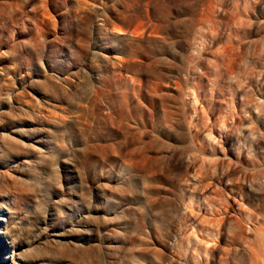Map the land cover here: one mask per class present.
I'll list each match as a JSON object with an SVG mask.
<instances>
[{
	"label": "bare ground",
	"instance_id": "bare-ground-1",
	"mask_svg": "<svg viewBox=\"0 0 264 264\" xmlns=\"http://www.w3.org/2000/svg\"><path fill=\"white\" fill-rule=\"evenodd\" d=\"M103 20H96L97 27H108L101 24ZM110 32L106 30L96 36L89 59L72 69L58 66V62L50 61L53 58L50 56L47 58L48 71L37 63L39 70L34 74L33 96L14 89L15 76L12 77L10 71L0 73V122L5 117L10 126L0 135V164H13L8 170L0 171V264H223L228 259L226 247L223 251L213 242L210 245L213 225L209 230L210 227L198 224L202 218L199 216L194 217L191 228H179L180 239L174 236L176 242L172 246L163 243L165 250L159 246L161 235L167 238L171 235L169 238L172 239L176 232L174 224H158L164 217L165 204V207L171 205L167 200L174 194L176 218L185 202L179 192H172L163 183V165L181 147H186L188 154L192 153L195 134L192 116L195 112L190 115V106L185 99L189 98L188 94L184 98L186 88L175 87L180 84L179 80L178 84L175 80L174 86L168 79L163 83L153 80L146 84L134 77L135 73L128 71L119 60V55H131L122 46L130 38L117 37ZM109 55H113V59L118 57L120 62L111 61ZM137 55L136 59L131 56L133 62ZM185 68L189 71L187 66ZM176 115L181 117L178 127L174 125L175 119L179 118ZM199 151L195 153L197 156ZM193 153L192 157H195ZM189 158L191 162V156ZM79 159L94 177L92 191L88 190L93 200L89 207L77 197L66 180L67 171L68 175L75 176L74 161ZM64 180L70 203L53 202L51 209L56 211L57 224L43 221L39 227L37 225L32 237L33 248H25L21 242V228L15 231L12 224L19 207L28 198L42 194L64 195L61 184ZM194 181H189L192 183L184 190H189ZM192 197H188L189 204ZM205 197L202 195L201 200ZM206 201L204 204H210L212 208ZM194 204H185V207ZM214 206L208 211L210 218L220 215ZM122 208L139 210L141 224L132 221L121 224L119 210ZM257 215V223L249 227L245 224L246 230L240 229L242 226L237 229L230 220L217 228L220 231L214 227L220 240H230L236 249L239 247L242 264H264V209ZM171 229H174L172 233Z\"/></svg>",
	"mask_w": 264,
	"mask_h": 264
},
{
	"label": "rangeland",
	"instance_id": "rangeland-1",
	"mask_svg": "<svg viewBox=\"0 0 264 264\" xmlns=\"http://www.w3.org/2000/svg\"><path fill=\"white\" fill-rule=\"evenodd\" d=\"M100 18L105 20L101 24L108 27H97L96 20ZM106 30H112L113 34L110 33L114 36L133 40L130 45L129 39L125 45L122 43L131 55H119L128 71L135 73L133 76L146 84L153 80L154 83H163L168 79L175 86V80L176 84L180 81L175 87L182 86L180 90L186 88L183 95L185 92V98L188 94L189 98L185 99L190 106V115L195 112L192 130L195 133L193 141L197 143L193 142L192 153L196 156L192 157V153L186 152V147H181L163 165V183L172 192H179L185 202L176 218L174 194L167 200L171 205L169 203L168 208L165 204L162 209L164 217L158 224H174L177 233L172 234V239L169 238L171 235L168 238L161 235L159 246L163 250L165 244L172 246L176 242L174 236L180 239L179 228H191L192 220L199 216L202 218L198 224L210 227L209 230L213 225L210 245L213 242L222 250L226 247L228 259L223 264H242L239 247L236 249L230 240H220L219 232L215 231L221 228V224L228 223L227 220L232 221L237 229L242 226L240 229L246 230L257 223L256 216L264 209V0H0V73L10 71V75L15 76L14 89L33 96L34 74L39 70L37 63L48 71L47 58L50 56L53 57L50 61L58 62V66L61 64L64 69H72L89 59L95 48L96 36H101ZM135 55L141 63L131 60ZM166 56L171 60L165 59ZM109 57L113 62L115 59L120 62L118 57ZM183 73L187 78L182 76ZM176 116L179 117L174 118L177 125L173 122L178 127L181 117ZM7 128L10 126L4 117L0 122V135ZM195 150L199 151L198 156ZM79 161H74L75 176L68 175L67 171L66 180L77 197L89 207L93 200L88 190L92 191L94 177ZM12 165L0 164V171L8 170ZM189 181H194L195 186L193 182L190 186L194 188L185 191L186 186L192 183ZM61 184L64 195L42 194L28 198L19 207L12 224L15 231L21 228V242L25 248H33L32 237L37 225L39 227L43 221L45 224H57L56 211L51 209L53 202L70 203L65 180ZM189 195L193 196L190 204L194 202V207H188ZM202 195L208 199L201 200ZM206 200L212 208L213 205L217 207V213L220 211L215 220L208 214L212 208ZM204 201L210 206H206ZM184 203L188 206L185 207ZM128 209L119 210L120 223L141 224V212ZM203 213H206L203 216L207 215L204 218ZM239 243L241 246L242 242ZM206 259L210 260L209 257Z\"/></svg>",
	"mask_w": 264,
	"mask_h": 264
}]
</instances>
